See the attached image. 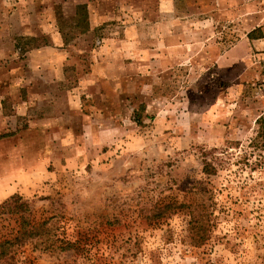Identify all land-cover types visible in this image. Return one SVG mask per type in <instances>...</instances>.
I'll return each mask as SVG.
<instances>
[{
    "label": "rangeland",
    "instance_id": "rangeland-1",
    "mask_svg": "<svg viewBox=\"0 0 264 264\" xmlns=\"http://www.w3.org/2000/svg\"><path fill=\"white\" fill-rule=\"evenodd\" d=\"M172 2L0 0V264H264V0Z\"/></svg>",
    "mask_w": 264,
    "mask_h": 264
},
{
    "label": "trees",
    "instance_id": "trees-1",
    "mask_svg": "<svg viewBox=\"0 0 264 264\" xmlns=\"http://www.w3.org/2000/svg\"><path fill=\"white\" fill-rule=\"evenodd\" d=\"M253 31H250L247 33V38L248 40H254L255 38L252 37ZM256 124L258 126V131L256 134V138H254L251 141V146L260 149L264 148V117L260 116L256 120ZM6 135H0V139L4 138ZM261 140V143L259 141ZM203 171L206 173L208 172L206 170V167L203 169ZM9 202H14V211H11L12 213H21L20 214V231L16 234L15 237L12 239H4L3 241L0 242V261L1 259H4L10 251L21 244L25 242L26 239H32L35 236H37L42 229L44 224H38V225H32L31 226V221L26 217V212H28V205L26 202H20L19 197H11L9 199ZM20 202V203H19ZM170 206H164L163 209H160L157 211L155 216L157 218H160L164 215V212L169 208ZM179 207V206H178ZM177 207V208H178ZM189 227V238H190V245L195 248H200L206 244V242L209 239L210 236V221L209 217L205 215H195L194 213L190 217V221L188 223ZM29 228V229H28Z\"/></svg>",
    "mask_w": 264,
    "mask_h": 264
},
{
    "label": "crops",
    "instance_id": "crops-1",
    "mask_svg": "<svg viewBox=\"0 0 264 264\" xmlns=\"http://www.w3.org/2000/svg\"><path fill=\"white\" fill-rule=\"evenodd\" d=\"M159 2L160 3H159V11H158V14H162V12H166L167 11L166 10L167 9V6H169V12H170V15L169 16L170 17H167L166 16V13H164L162 15H164L165 17H161L160 16L158 20L159 21H166V20L172 21V20H174L175 19V16L174 15L171 16V12H172V10L174 8V3L172 2V0H159ZM167 2H169V4H167ZM14 5H16L18 7L19 3H15ZM7 15H9V14L7 13ZM7 15L6 14L5 15L2 14V12L0 10V21H2L3 20V17H6ZM89 28H90V24H89ZM0 34H2L1 31H0ZM26 34L27 33H25V32L22 31L20 33L15 34V36H22V35H26ZM10 35H11V33H10Z\"/></svg>",
    "mask_w": 264,
    "mask_h": 264
}]
</instances>
